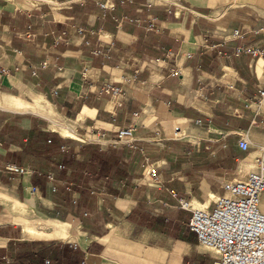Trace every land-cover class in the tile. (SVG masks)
Wrapping results in <instances>:
<instances>
[{"label":"crops","instance_id":"obj_1","mask_svg":"<svg viewBox=\"0 0 264 264\" xmlns=\"http://www.w3.org/2000/svg\"><path fill=\"white\" fill-rule=\"evenodd\" d=\"M131 1L0 0V261L8 247L16 257L54 243L77 246L82 264L215 263L179 199L213 210L226 183L264 161V102L247 107L264 85V56L237 51L264 49V0ZM124 17L144 25L114 20ZM108 84L122 94H104ZM46 115L81 138L52 130ZM84 146L116 152L119 168L99 172ZM50 171L57 195L36 174ZM66 183L76 207L90 203L87 219L55 209L58 194L73 203ZM35 216L66 224L72 238H25Z\"/></svg>","mask_w":264,"mask_h":264},{"label":"built area","instance_id":"obj_2","mask_svg":"<svg viewBox=\"0 0 264 264\" xmlns=\"http://www.w3.org/2000/svg\"><path fill=\"white\" fill-rule=\"evenodd\" d=\"M45 1V0H41ZM129 2H132L129 0ZM101 9H107L106 4L100 5ZM121 25L129 21L138 26L144 25L141 20H132L128 17L123 19L114 18ZM157 18H150L145 22L146 30L156 31ZM78 34L83 35L84 29H79ZM89 44V43H88ZM238 53H249L253 57H263L264 49L262 47L238 48ZM100 55V52H95ZM47 64H43L46 68ZM178 71L172 72L173 77L179 76ZM124 81H128L124 78ZM102 92L106 95L118 97L122 94L121 88L112 85L103 87ZM57 94V93H55ZM264 102V85L258 90V97L255 102L247 104V107L255 105L258 109ZM135 128V127H134ZM134 128L121 130L118 132L117 142L120 144L125 139L133 137ZM250 148L247 139L240 141V149L247 151ZM62 152L66 151L65 147L61 148ZM258 171L251 172L244 181L228 182L224 185L226 194L215 201L213 210L207 209H190V203L179 199L180 208L191 210L190 230L197 236L200 245L213 251L217 259L214 264H264V213L260 209L261 199L264 194V161L257 160ZM59 170L64 167L59 166ZM6 170L11 174L24 175L26 170L17 166H8ZM156 171L151 170L155 175ZM37 176L44 177L52 187V192L58 191L57 177L55 172L48 173L36 172ZM67 193H72L74 205L78 204L72 184L64 185ZM92 195L96 194L90 190ZM177 197L176 194H172ZM88 216V213H85ZM76 250L77 246H71ZM1 261L5 264H12L10 257L4 256ZM46 263H49L46 261Z\"/></svg>","mask_w":264,"mask_h":264},{"label":"trees","instance_id":"obj_3","mask_svg":"<svg viewBox=\"0 0 264 264\" xmlns=\"http://www.w3.org/2000/svg\"><path fill=\"white\" fill-rule=\"evenodd\" d=\"M81 153L85 155L84 162L96 166L99 172H111L119 168L120 158L116 152L106 153L92 146H84ZM80 254L79 248L74 250L69 245L53 243L37 253L30 248L22 250L16 256V264H46L48 258L52 259V264H82Z\"/></svg>","mask_w":264,"mask_h":264},{"label":"bare ground","instance_id":"obj_4","mask_svg":"<svg viewBox=\"0 0 264 264\" xmlns=\"http://www.w3.org/2000/svg\"><path fill=\"white\" fill-rule=\"evenodd\" d=\"M51 121V128L55 131H60L64 136L72 138H81L72 128L57 123L51 119L50 115H46ZM31 226L24 228L25 238L45 237L56 238L58 240L68 241L72 238L68 226L56 220L41 218L39 216L31 217ZM37 239V238H36Z\"/></svg>","mask_w":264,"mask_h":264},{"label":"rangeland","instance_id":"obj_5","mask_svg":"<svg viewBox=\"0 0 264 264\" xmlns=\"http://www.w3.org/2000/svg\"><path fill=\"white\" fill-rule=\"evenodd\" d=\"M55 195H57V193H55ZM56 203H57V206H55V209H57V210H60V209L63 210L64 208H66L67 210L72 211L74 214H76L77 216H80L83 219H87L88 218V217L84 216V213H85L84 211L85 210H83V209H86L88 212H91L92 211V208H91L90 203L88 204V202H87L85 204V207H83V208H81L79 205L76 207V205H74L70 201L69 198H66L65 196H63L61 194H58V202H56ZM44 244L49 245L50 242H47V243H45V242L44 243H39V244L36 245L37 247H35V248L41 249L44 246ZM8 248L9 249H7V250L9 251V256L12 258V261H14L15 263H17V258L11 256V248L10 247H8ZM14 249H17V247L16 248L14 247ZM18 250H19V248H18ZM18 252H20V251H18ZM18 252H15V254H17ZM47 262H50L52 264V259L48 258L47 259ZM0 264H2V261H0ZM46 264H49V263H46Z\"/></svg>","mask_w":264,"mask_h":264}]
</instances>
